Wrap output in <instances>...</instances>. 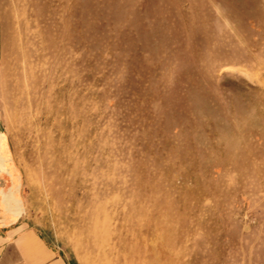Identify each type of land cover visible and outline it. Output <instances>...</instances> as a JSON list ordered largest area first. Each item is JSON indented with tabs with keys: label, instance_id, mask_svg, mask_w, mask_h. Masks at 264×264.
<instances>
[{
	"label": "rangeland",
	"instance_id": "374dc122",
	"mask_svg": "<svg viewBox=\"0 0 264 264\" xmlns=\"http://www.w3.org/2000/svg\"><path fill=\"white\" fill-rule=\"evenodd\" d=\"M0 130L72 264H264V0H0Z\"/></svg>",
	"mask_w": 264,
	"mask_h": 264
},
{
	"label": "crops",
	"instance_id": "0c3cea01",
	"mask_svg": "<svg viewBox=\"0 0 264 264\" xmlns=\"http://www.w3.org/2000/svg\"><path fill=\"white\" fill-rule=\"evenodd\" d=\"M0 135L3 132L0 130ZM8 143L0 152V264H72L31 224L24 186L10 168Z\"/></svg>",
	"mask_w": 264,
	"mask_h": 264
}]
</instances>
